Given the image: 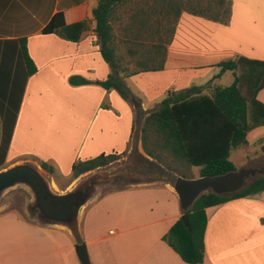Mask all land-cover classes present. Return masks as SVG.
<instances>
[{"label": "crops", "instance_id": "0c3cea01", "mask_svg": "<svg viewBox=\"0 0 264 264\" xmlns=\"http://www.w3.org/2000/svg\"><path fill=\"white\" fill-rule=\"evenodd\" d=\"M226 1V24L178 15L160 0L124 19L114 16L110 46L125 99L99 85L114 73L95 34L92 13L99 0H0V103L7 111L14 94L20 97L3 169L32 157L65 177L76 161L127 153L140 121L169 94L209 82L230 86L232 72L216 78L222 62H264V0ZM58 13L65 28L43 35ZM81 23L83 31L71 41V27ZM21 39L37 69L31 77L19 55ZM228 73L232 83L222 85ZM71 79L87 84L72 85ZM257 99L264 104V89ZM205 215L202 264H264V192L207 208ZM181 216L172 184L165 182L94 197L80 211L78 236L1 212L0 264H80L79 242L91 264H186L162 240Z\"/></svg>", "mask_w": 264, "mask_h": 264}, {"label": "trees", "instance_id": "16d2710c", "mask_svg": "<svg viewBox=\"0 0 264 264\" xmlns=\"http://www.w3.org/2000/svg\"><path fill=\"white\" fill-rule=\"evenodd\" d=\"M166 1H162L166 7L177 4L174 0ZM127 3L128 0H99L92 13L96 23L95 34L100 53L104 61L114 69L113 75H109L107 80L100 82L99 85L106 91H117L125 99L127 92L118 78L120 66L110 44L111 22L116 15V9ZM178 5L184 7L178 10V15L184 11L220 24H226L230 18V1L178 0ZM84 27L85 23L73 25L70 32L76 37L70 40L77 41ZM63 28H65L64 18L58 13L51 18L41 33L53 35ZM18 43L26 77H31L37 69L28 55L26 39H21ZM219 67L220 73L216 78L226 71L233 73L234 80L230 86L213 88L209 82L203 88L192 87L171 93L145 117L140 130L141 148L143 153L158 165L167 160L172 163H185L189 167L199 169V177H217L237 171L230 160L235 150L248 147L261 148L264 152V104L257 99L258 93L264 89V62L237 57L222 62ZM157 70L160 68H152L149 71ZM70 83L87 84L82 79H71ZM19 100L20 97L17 100L16 94L10 100V108L13 111L4 110L0 103V170L5 167ZM117 156V154H103L94 159L76 161L71 166V175L76 179L114 161ZM142 158L145 162H153ZM39 167L46 174L55 175L53 167L47 163L41 162ZM164 182L172 184L173 179L167 178ZM261 192H264L263 176L231 195L219 196L207 191L194 201L187 212L182 211V215H188L189 229L179 218L162 240L184 263L202 264L203 240L207 224L205 210Z\"/></svg>", "mask_w": 264, "mask_h": 264}, {"label": "water", "instance_id": "95a60500", "mask_svg": "<svg viewBox=\"0 0 264 264\" xmlns=\"http://www.w3.org/2000/svg\"><path fill=\"white\" fill-rule=\"evenodd\" d=\"M120 173L121 170L108 174L93 173L79 179L64 193H59L46 181L40 168L30 163H19L0 171V199L7 191L22 186L31 193L32 209L43 223L65 227L73 236H78L81 209L92 200L96 189L106 179ZM128 173V169L124 168V174ZM256 173V170H239L223 176L191 180L177 177L172 188L178 197L181 210L185 213L201 194L207 191L219 196L237 193L245 186V180L255 177ZM180 219L189 229L188 215L184 214ZM75 254L80 264H91L85 244L76 245Z\"/></svg>", "mask_w": 264, "mask_h": 264}, {"label": "rangeland", "instance_id": "374dc122", "mask_svg": "<svg viewBox=\"0 0 264 264\" xmlns=\"http://www.w3.org/2000/svg\"><path fill=\"white\" fill-rule=\"evenodd\" d=\"M150 1L151 0H128L127 4L116 9L115 16H118L117 18L124 19V16H130V14L135 13L136 9L145 8V6L149 5ZM161 1L163 0H160V2ZM169 1L170 0H167L166 2ZM174 3L177 4L167 5V7L163 5V8H168L167 11L174 9V6H176L179 10L180 8L184 9L183 6L178 5V0H174ZM167 20H172V16L167 18ZM230 83H232V76L230 73H228V77L222 80V85L227 86L230 85ZM141 126L142 121H140L137 126L133 142L127 153L118 155L114 161L107 163L103 167L87 172L76 179H74L73 175L64 177L61 173L50 176L41 170L42 175L47 182L52 184V188L54 191L56 190L59 193H64L65 191L69 190L71 186L79 179L90 174L97 172L101 174H108L110 172L121 170V173L119 175L116 174L113 177L106 179L107 181L104 182L102 186L96 189L94 196L95 198L115 190H121L152 183H163L167 178H172L173 182L177 177L181 176L182 178L184 177V179L187 180L199 178V169L189 167L185 163H172L167 160L164 163L158 165L153 160H150L151 162L153 161L152 163H149L147 161L145 162L142 158L144 156L141 153L142 148L140 147ZM27 159L30 164L40 168L39 164L41 162H37L32 157H27ZM230 160L235 165L237 171H257L255 177H248L245 180V186L242 189L251 184L258 177H264V152H262L261 148L242 147L241 149H237L232 152ZM124 168L128 169V174H124ZM1 212H11L26 221L44 225L41 219L38 217V214L32 209L31 193L22 186L13 188L3 194L0 199V213Z\"/></svg>", "mask_w": 264, "mask_h": 264}, {"label": "bare ground", "instance_id": "6f19581e", "mask_svg": "<svg viewBox=\"0 0 264 264\" xmlns=\"http://www.w3.org/2000/svg\"><path fill=\"white\" fill-rule=\"evenodd\" d=\"M264 38V37H263Z\"/></svg>", "mask_w": 264, "mask_h": 264}]
</instances>
